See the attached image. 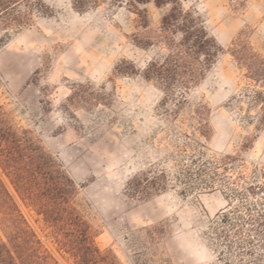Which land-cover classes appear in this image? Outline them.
Masks as SVG:
<instances>
[{
  "label": "rangeland",
  "instance_id": "rangeland-1",
  "mask_svg": "<svg viewBox=\"0 0 264 264\" xmlns=\"http://www.w3.org/2000/svg\"><path fill=\"white\" fill-rule=\"evenodd\" d=\"M43 1L53 15H36L31 26L0 43V104L73 179V203L93 229L97 247L114 257V264H214L202 231L223 204L217 191L183 196L169 190L144 200L124 193L132 175L163 159L175 144L171 127L157 112L160 90L139 74L114 73L117 64L127 67L126 60L142 69L163 52L138 42L153 34L164 9L142 5L150 20L143 29L126 2L112 6L106 0L77 12L71 0ZM182 2L202 15L223 49L188 95L190 107L203 102L210 108L208 153H233L254 134L252 147L242 155L264 165V127L255 129L242 115L245 106L232 100L240 73L229 53L232 40L245 29L264 56V0ZM73 83H92L102 93L100 103L78 102L67 110ZM22 210L59 264H72L67 254L54 251L52 237L29 211Z\"/></svg>",
  "mask_w": 264,
  "mask_h": 264
},
{
  "label": "trees",
  "instance_id": "trees-1",
  "mask_svg": "<svg viewBox=\"0 0 264 264\" xmlns=\"http://www.w3.org/2000/svg\"><path fill=\"white\" fill-rule=\"evenodd\" d=\"M105 1L71 0L70 5L85 12ZM123 2L143 29L150 20L142 5L164 9L153 34L138 42L163 52L142 69L126 60L127 67L117 64L114 73L139 74L160 90L157 112L171 127L175 142L163 159L150 162L126 181L125 195L144 200L169 190L183 196L217 191L223 204L202 231L214 264H264V165L242 155L252 147L255 135L245 137L233 153L209 154L210 108L203 102L190 107L188 101L222 46L209 33L202 15L182 0H109L112 6ZM53 13L43 0H0V43L31 26L36 15ZM229 53L240 73L232 100L241 109L245 106L244 119L259 130L264 127V56L252 46L245 29L232 40ZM70 89L67 110L78 102L100 103L102 93L92 83H73ZM76 190L59 161L31 130L17 126L0 104V264H59L22 207L52 237L54 251L67 254L72 264H114V257L97 247L93 229L75 207Z\"/></svg>",
  "mask_w": 264,
  "mask_h": 264
}]
</instances>
